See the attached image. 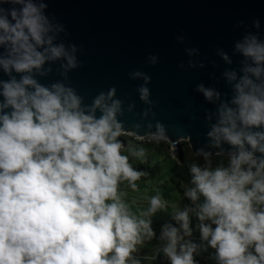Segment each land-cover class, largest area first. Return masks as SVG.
Segmentation results:
<instances>
[{
    "label": "clouds",
    "instance_id": "1",
    "mask_svg": "<svg viewBox=\"0 0 264 264\" xmlns=\"http://www.w3.org/2000/svg\"><path fill=\"white\" fill-rule=\"evenodd\" d=\"M11 5L0 7V66L10 77L0 79V264H140L138 246L156 237L150 217L168 208L157 192L146 209L133 211L122 190L126 184L135 192L147 175L130 162L145 149L119 139L126 133L114 88L85 111L73 89L47 87L33 77L48 60L65 59L70 68L76 60L63 45H53L45 5ZM236 48L243 74H228L234 95L208 134L216 146H232L229 163L190 166L192 187L183 195L193 207L176 211L178 226H163L159 237L170 264H197L193 215L217 264H264V42L246 37ZM132 75L150 80L142 72ZM198 90L208 100L219 95ZM139 92L147 101L149 89ZM157 128L153 138L159 141L163 129ZM198 154L207 160L208 154Z\"/></svg>",
    "mask_w": 264,
    "mask_h": 264
},
{
    "label": "water",
    "instance_id": "2",
    "mask_svg": "<svg viewBox=\"0 0 264 264\" xmlns=\"http://www.w3.org/2000/svg\"><path fill=\"white\" fill-rule=\"evenodd\" d=\"M33 2L46 6L48 36L54 46L63 45L74 55L77 65L67 67L65 59L46 61L32 73L40 84L73 89L85 111L99 94L114 88L112 100L120 102L117 120L126 135L153 137L159 125L174 157L182 159L183 141L198 158H205L200 152L228 156L232 146H216L208 134L218 123L220 107L234 95L228 74H243L237 44L251 36L264 42V0ZM0 7L11 8V0H0ZM4 54L0 46V58ZM135 72L147 75L149 82L133 78ZM20 75L11 73L17 79ZM9 78L0 66V79ZM142 86L149 89L147 101L141 99ZM200 86L218 97L208 100ZM119 139L128 146L124 135Z\"/></svg>",
    "mask_w": 264,
    "mask_h": 264
},
{
    "label": "rangeland",
    "instance_id": "3",
    "mask_svg": "<svg viewBox=\"0 0 264 264\" xmlns=\"http://www.w3.org/2000/svg\"><path fill=\"white\" fill-rule=\"evenodd\" d=\"M129 141L128 146L133 150L143 147L145 149V156L142 158H135L130 156V162L133 167L139 166L144 162L147 156H151L153 161L151 165H159L160 171L149 178H141L137 181L138 188L133 192L130 188L123 185L122 190L126 193L127 201L132 205L133 211L144 210L148 207V200L152 195L157 192L168 201V208L166 210L158 211L154 216L150 217L152 220V227L156 233V237L151 241H145L144 244L138 246V251L134 254L135 259L140 261V264H153L154 258L157 256L165 257L162 252L164 241L159 239L163 226L172 224L178 226L173 216L176 211L183 210L186 206L193 207L183 193L191 185V173L189 171L192 164H197L200 167H218L228 166L229 157L220 155L217 157L198 158L192 152L188 142L183 141L182 146L185 147L183 159L174 157L171 153L165 150L158 149L155 145H145L135 143L136 139L140 142L148 143L152 137L139 138L135 135H124ZM133 139V140H132ZM172 152L171 148L169 149ZM127 154V153H126ZM193 236L192 241L200 247L195 253L198 257L202 258L205 264H215V252L207 246V243L201 241L199 231L196 228L198 221L195 216H191ZM206 249V250H205ZM167 258V257H166Z\"/></svg>",
    "mask_w": 264,
    "mask_h": 264
},
{
    "label": "trees",
    "instance_id": "4",
    "mask_svg": "<svg viewBox=\"0 0 264 264\" xmlns=\"http://www.w3.org/2000/svg\"><path fill=\"white\" fill-rule=\"evenodd\" d=\"M133 141L135 143H138V144L155 145V146H157L158 149L165 150L170 154L172 153L169 150L171 148V144L164 139H160L159 141H157L156 139H154L152 137V139H150L148 143H145V142L142 143L136 139H134ZM128 144H129V141H128ZM171 150H172V148H171ZM185 150H187V149L185 147H183V155H184ZM183 155H182V159H183ZM218 156H220V155H218ZM152 161H153V158L151 156H147L144 159L143 163H141L138 167L137 166L134 167L139 171H143V172L147 173V175L142 177V178H149V177L153 176L154 174H156L157 172L160 171L159 165H154V166L151 165ZM121 187L123 188V185ZM194 259L197 261V264H205L204 260L202 258L198 257L196 254H194ZM214 260H215V264H217V260L216 259H214ZM153 264H170V262L168 261V259L166 257L157 256L154 258Z\"/></svg>",
    "mask_w": 264,
    "mask_h": 264
}]
</instances>
